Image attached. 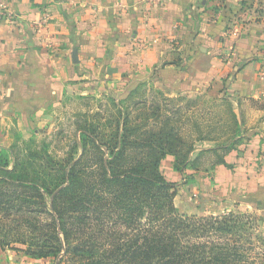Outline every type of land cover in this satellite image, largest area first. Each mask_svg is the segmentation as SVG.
<instances>
[{"label": "crops", "instance_id": "obj_1", "mask_svg": "<svg viewBox=\"0 0 264 264\" xmlns=\"http://www.w3.org/2000/svg\"><path fill=\"white\" fill-rule=\"evenodd\" d=\"M7 5L12 20L0 24V144L34 126L37 115L67 95L108 92L126 98L142 84L172 99L224 95L241 140L226 157L234 166L230 183L259 196L264 212V0Z\"/></svg>", "mask_w": 264, "mask_h": 264}, {"label": "trees", "instance_id": "obj_2", "mask_svg": "<svg viewBox=\"0 0 264 264\" xmlns=\"http://www.w3.org/2000/svg\"><path fill=\"white\" fill-rule=\"evenodd\" d=\"M147 87L119 102L111 97V118L85 119L63 158L19 136L0 147V249L53 264H264L256 215L193 216L176 207L177 184L161 163L173 156L174 170L185 174L196 148L168 123L134 118L131 109L149 102ZM230 115L233 144L207 151L232 170L226 157L241 140Z\"/></svg>", "mask_w": 264, "mask_h": 264}, {"label": "rangeland", "instance_id": "obj_3", "mask_svg": "<svg viewBox=\"0 0 264 264\" xmlns=\"http://www.w3.org/2000/svg\"><path fill=\"white\" fill-rule=\"evenodd\" d=\"M147 88L150 89L149 86ZM156 91H149V102L141 104L137 110L131 109L134 118L138 119L144 114L145 118L150 117L152 125L168 123L170 127L178 129L185 141L193 142L196 148L191 157L195 166L188 168L185 174L174 170L176 160L173 156H168L161 163V171L166 179L177 184L175 205L179 211L193 216H218L229 212L256 215L261 220V232L264 234V212L257 205L259 196L250 197L240 188L233 187L230 182L234 169L225 167L227 170L217 171V155L207 151L231 146L236 137L224 95L213 97L203 92L175 97L172 102L157 96ZM111 97L108 92L100 95L95 92L67 95L45 114L37 115L33 119L34 126L25 128L23 132H14L13 141L2 143L0 147L10 148L19 136L20 143L32 141V146L37 149L45 145L52 156L63 158L78 140V127L85 119L91 120L97 113L102 116L103 122L111 118L115 112ZM155 97L157 100H154ZM113 98L117 102L124 99L122 96ZM22 146L26 147L25 144ZM200 154L201 157L197 158ZM219 154H223V150L220 149ZM26 257L22 252L0 249V264H35ZM40 264H53V261L42 260Z\"/></svg>", "mask_w": 264, "mask_h": 264}, {"label": "built area", "instance_id": "obj_4", "mask_svg": "<svg viewBox=\"0 0 264 264\" xmlns=\"http://www.w3.org/2000/svg\"><path fill=\"white\" fill-rule=\"evenodd\" d=\"M12 15L9 12L7 0H0V24L2 21H11Z\"/></svg>", "mask_w": 264, "mask_h": 264}, {"label": "water", "instance_id": "obj_5", "mask_svg": "<svg viewBox=\"0 0 264 264\" xmlns=\"http://www.w3.org/2000/svg\"><path fill=\"white\" fill-rule=\"evenodd\" d=\"M73 62L75 64H78L79 63V59H78V50L75 49L74 52H73Z\"/></svg>", "mask_w": 264, "mask_h": 264}]
</instances>
